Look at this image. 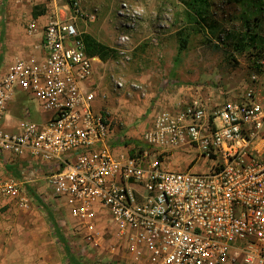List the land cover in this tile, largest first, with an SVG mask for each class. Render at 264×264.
I'll return each mask as SVG.
<instances>
[{
	"label": "built area",
	"instance_id": "1",
	"mask_svg": "<svg viewBox=\"0 0 264 264\" xmlns=\"http://www.w3.org/2000/svg\"><path fill=\"white\" fill-rule=\"evenodd\" d=\"M119 7L127 18L120 25L135 29L141 6ZM64 9L63 17L54 8L44 14L40 27L31 19L25 32L39 37L38 55L14 56L0 72V150L28 152L47 165L49 191L71 218L59 225L76 238L77 252L121 250L128 264H264V105L255 85L219 105L199 93L157 110L143 144L114 156L109 113L93 109L97 92L83 85L98 57L85 52L76 20L91 21L95 12H84L80 0H66ZM127 39L120 33L116 42ZM254 62L252 82L264 72V57ZM16 89L50 112L48 119L4 128ZM192 148L209 161L206 170L193 171V161L184 170L163 167L172 151ZM0 197L23 209L31 203L14 178H0Z\"/></svg>",
	"mask_w": 264,
	"mask_h": 264
},
{
	"label": "crops",
	"instance_id": "2",
	"mask_svg": "<svg viewBox=\"0 0 264 264\" xmlns=\"http://www.w3.org/2000/svg\"><path fill=\"white\" fill-rule=\"evenodd\" d=\"M39 1L42 0H0V58L2 57L0 65L4 64L3 70L0 72L5 71L6 66L14 56L28 58L35 54L38 55L34 45L38 42L39 37L27 35L25 27L31 19H35L39 27L42 26L46 19L44 14L53 10V8H48L43 13L33 17L28 13L27 3H39ZM210 2L212 9H214L215 2L211 0ZM151 3L152 0H145L144 4L148 8ZM64 6L65 3L62 7L64 8ZM213 14L211 21L214 24L217 18L220 19L221 17ZM227 20H229L230 25L236 22V19L232 20L225 17L222 19V21ZM218 23L221 24L219 21ZM222 25L226 26L227 23L224 22ZM168 27L169 24H167V30L159 31L158 29L156 35L172 34L173 31L169 30ZM98 31L96 38L110 45L108 41L110 39L113 41V35L102 32L104 30L99 29ZM238 53L242 56L237 55L239 58L235 62L236 66L231 70L225 85L197 84L193 86L179 80L169 82L168 79L160 78L154 71H141L133 77V81L141 87L139 93L129 88L127 84L124 88H116L112 79H120L125 82L119 74L120 68L98 57V60L93 62V74L83 85L87 89H95L97 92L92 102L93 109L107 111L112 120L113 137L109 142L112 154L118 156L123 152H131L140 146L136 142L141 140L142 132L151 126L157 110L174 108L176 105L183 106L199 93L205 97L210 106H214L227 99H236L248 86L254 84L256 98L260 101L264 97L262 89L255 82H252L250 77L256 69L258 70V66L246 52ZM257 74L258 77L264 76V72L259 71ZM29 100L36 103L35 105L29 104L31 109L28 108ZM49 116L50 112L44 111L30 94L16 89L6 105L3 126L9 131H18L20 123L25 119L44 122ZM185 151L176 150L172 153H176L178 158L183 159L187 153ZM166 159L164 158V160ZM164 160L162 162L164 168L176 169L177 163L169 161L168 164H165ZM187 162L177 170L186 169ZM46 174L47 165L36 161L28 152L22 156H14L10 152L0 150V178H14L22 182V187L30 195L31 200L42 199L44 192L49 189L46 183ZM30 211L35 212V208H31ZM32 212L22 213L21 209L12 201L7 204L0 202V264H17L16 260L19 259L23 261H19L18 264H31L35 258L40 259V264H48L49 261L54 262V264H64L62 261L64 251L70 254L67 245L69 240L65 234L57 238L50 236L47 233L46 222L41 217L33 219ZM103 217L105 216L103 215ZM37 225L39 232H36ZM62 250L64 251L61 252ZM87 256L101 257L104 261L112 260L93 264H128L124 251L121 250L117 253H108L91 249ZM142 264L149 263L147 260H143Z\"/></svg>",
	"mask_w": 264,
	"mask_h": 264
},
{
	"label": "rangeland",
	"instance_id": "3",
	"mask_svg": "<svg viewBox=\"0 0 264 264\" xmlns=\"http://www.w3.org/2000/svg\"><path fill=\"white\" fill-rule=\"evenodd\" d=\"M65 1L42 0L39 3H27V10L30 15L33 12L38 15L43 10L56 7L59 16L63 17L65 9L62 5ZM123 1L128 6L139 5L142 8V14L138 18L136 28L133 30L120 25L122 22L127 21L125 15L118 14L119 4ZM211 1L215 2L214 9L210 4L203 9V16L207 22H212L211 16L213 17V13H215V16L221 17L220 19L217 18V21L212 19L216 21L214 26L217 25L214 32L204 29V33L197 32L195 34L191 31V28L196 27L197 24L188 22L185 8L178 0H152L148 8L144 4L145 0H80L84 12L94 11L95 18L91 21L77 18L76 23L80 33H89L96 37V33L100 29L101 31L104 30L102 32L113 35V41L110 39L108 43L116 49L117 56L106 61L120 68L119 74L125 80V82L120 80L123 83L121 88H124L126 84L129 85V88H132V83H136L133 81L134 75L141 71H154L160 78L168 79L169 82L179 80L193 86L197 84L222 86L225 85L231 70L236 66L235 62L238 60V56H242L233 50L232 44L234 42L242 40L248 44L254 43L257 46H264V0ZM222 17L236 19V22L230 25L229 20L222 21ZM224 22L227 23L226 26L222 25ZM167 24H169L168 28L173 33L164 36L156 35L158 29L159 31H162V29L167 30ZM188 31L192 32L188 38V43L185 48L178 50L179 39L184 37ZM120 33L128 36V39L122 44H117V36ZM230 35L232 37H229ZM0 59L2 60V57ZM252 60H254L253 57ZM3 65H0V71L3 70ZM216 78L219 79L216 80ZM255 84L261 87L264 94V76L258 77ZM135 91L139 93L137 90ZM260 102L264 105V97L260 99ZM29 104L35 105L36 103L32 100L28 101V108L31 109ZM136 143L137 145L143 144L141 140H137ZM185 152L187 153L183 159L178 158L176 153H172L169 158L167 157L171 153L166 155L165 164H168L169 161L177 163L176 169H173L177 170L186 161H188L187 167L193 161L191 165L193 171L202 172L206 170L209 161L202 156H198L196 148ZM0 202L7 204L10 201L0 197ZM31 208H35V212L30 211ZM19 209L22 213L32 212L33 219L41 217L48 226L47 233L50 236L57 238L65 234L67 240H69L67 245L70 254L64 250L61 251L65 253H63L62 258L64 264H93L112 261L111 259L104 261L103 258L97 256L93 258L87 255L82 256L77 252L76 238L72 236L69 230L59 225L60 221H70L71 219L67 208L62 200L51 194L49 189L44 192L42 199L39 198L38 201L32 199L28 208ZM38 228L37 225L36 232H39ZM19 261L22 262L23 260H16V263L18 264ZM38 263L40 264V259L35 258L31 264ZM48 264H54V262L49 261Z\"/></svg>",
	"mask_w": 264,
	"mask_h": 264
},
{
	"label": "trees",
	"instance_id": "4",
	"mask_svg": "<svg viewBox=\"0 0 264 264\" xmlns=\"http://www.w3.org/2000/svg\"><path fill=\"white\" fill-rule=\"evenodd\" d=\"M185 8V15L189 20V23L197 24L196 27L191 28L195 34L197 32L204 33L206 27L207 30L214 32L215 27L212 22H207L203 16V9L210 5V0H178ZM44 11V10H43ZM42 11V12H43ZM41 12V13H42ZM33 17L37 16V13L33 12ZM205 26V27H204ZM190 31L181 37L178 42V50L185 48L188 43V38L191 36ZM81 37L84 42L85 52L90 56H97L101 60H107L109 58H115L117 56L116 49L108 44L100 41L95 36L89 33H81ZM229 37H232L231 35ZM248 46V48H247ZM233 50L237 52H246L247 55L254 58V60L264 57V46H257L254 43L248 44L245 41L237 40L232 44ZM132 153V151H131ZM60 235V233H59Z\"/></svg>",
	"mask_w": 264,
	"mask_h": 264
}]
</instances>
